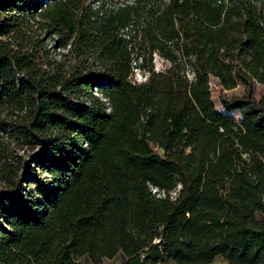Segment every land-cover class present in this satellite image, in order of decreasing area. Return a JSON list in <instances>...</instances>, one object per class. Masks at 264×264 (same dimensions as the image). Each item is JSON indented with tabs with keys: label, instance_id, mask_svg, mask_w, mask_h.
Instances as JSON below:
<instances>
[{
	"label": "trees",
	"instance_id": "trees-1",
	"mask_svg": "<svg viewBox=\"0 0 264 264\" xmlns=\"http://www.w3.org/2000/svg\"><path fill=\"white\" fill-rule=\"evenodd\" d=\"M258 85L264 0H0V264H264Z\"/></svg>",
	"mask_w": 264,
	"mask_h": 264
},
{
	"label": "rangeland",
	"instance_id": "rangeland-1",
	"mask_svg": "<svg viewBox=\"0 0 264 264\" xmlns=\"http://www.w3.org/2000/svg\"><path fill=\"white\" fill-rule=\"evenodd\" d=\"M47 44L49 46V49L51 50L52 57L57 60L62 59V54L66 53V51L59 49L55 47L54 41L52 39H49L47 41ZM154 65L156 72H162L166 70L169 67V63L164 61L162 58H160L158 55L154 56ZM192 75V73H190ZM135 77L138 81H145L148 76L142 74L140 71H137L135 73ZM211 91H212V100L215 103V106L218 110L222 111V105H221V96L226 95L229 97L232 96H242L245 93V88L243 86H239L235 90L232 91H224L222 87L218 84V81L215 79H212L211 81ZM254 96L257 99L264 98V87L258 85L255 88ZM236 120H239L240 115L238 113L231 114ZM41 150L40 148L35 149V151H31V154H35ZM30 156V155H27ZM80 264H92L87 258L81 260ZM103 264H124L123 258L121 256H117L113 260H107ZM213 264H228L225 260L222 258H217L216 261Z\"/></svg>",
	"mask_w": 264,
	"mask_h": 264
},
{
	"label": "built area",
	"instance_id": "built-area-1",
	"mask_svg": "<svg viewBox=\"0 0 264 264\" xmlns=\"http://www.w3.org/2000/svg\"><path fill=\"white\" fill-rule=\"evenodd\" d=\"M138 81V80H137ZM139 82H141V81H139Z\"/></svg>",
	"mask_w": 264,
	"mask_h": 264
}]
</instances>
